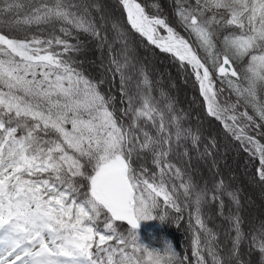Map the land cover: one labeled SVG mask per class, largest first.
Here are the masks:
<instances>
[{"label": "snow or ice", "instance_id": "obj_1", "mask_svg": "<svg viewBox=\"0 0 264 264\" xmlns=\"http://www.w3.org/2000/svg\"><path fill=\"white\" fill-rule=\"evenodd\" d=\"M117 2L123 22L88 0H0V22L23 33L0 31V264H248L245 242L264 260V221L245 232L238 190L191 174L193 153L216 167L215 140L201 151L199 128L154 94L128 47L131 32L190 71L206 115L258 161L264 184V0H172L187 35L156 2L152 12ZM80 33L107 53L99 79L77 58ZM109 76L119 108L101 91ZM185 158V168L175 162ZM209 205L228 226L226 250ZM186 210L190 256L140 243L142 222L179 225Z\"/></svg>", "mask_w": 264, "mask_h": 264}, {"label": "trees", "instance_id": "obj_2", "mask_svg": "<svg viewBox=\"0 0 264 264\" xmlns=\"http://www.w3.org/2000/svg\"><path fill=\"white\" fill-rule=\"evenodd\" d=\"M96 1L102 6L103 10L106 12V15L110 16L117 22H123V14L117 0ZM153 2H156L160 5L161 12L168 19V22L176 27L178 31L183 32L175 16V10L172 0H141V3L148 6L150 12L153 11V9L151 8V4ZM125 27H127L126 24ZM0 31H4L9 35H15L18 37L23 35V33L21 32L9 30L7 26L3 25L2 22H0ZM32 31L35 32V28H33ZM78 35L80 41L83 42L81 44V50L82 48L85 49L96 45V42L88 36L82 33ZM113 36L114 33L111 31L109 26L108 37L110 41L113 39ZM128 44L133 52V61L137 64L138 67L141 66V68H144L147 71L149 78L153 81L154 94H158L161 90L166 93L175 104L177 110L183 112L184 114H187V116L189 117V120L186 121V124L190 123L193 129L199 128L200 133L203 137L201 142V151L206 145H208L207 140L214 139L216 148L220 152L222 151V154H227L230 158L231 162L229 163H231L235 167L236 171L241 170V174L239 172V175H242L246 180V182L243 181V183L241 184L245 185V190L249 187L254 188V190H257L258 194L261 195L262 198H264V184L259 183L256 179V168L258 166V161L253 160L248 155V153L242 149L240 143L233 139V137H231L225 130H223L218 121L206 115L203 101L199 95L198 86L195 84L190 71L188 73L184 72L178 66V63L175 62L169 54H164L158 49L151 47L147 44L146 41H142V39L134 33L129 32ZM114 47L117 50L120 49V47L118 46L114 45ZM86 55V53L84 54V52L81 51L77 57L79 61H82V67L85 73L93 79L101 78V74L98 73L97 69H95L94 67L91 68L87 63L84 62V56ZM101 55L102 60L106 63L108 59L106 51L102 52ZM143 59H146L150 62L146 66L144 64L142 66V64L140 65L139 62L144 61ZM165 72L167 75L165 74ZM168 75L172 76V80L174 81L173 89H171L170 87V81L166 79ZM101 91L105 92L106 94L111 93L112 95L116 96V107L119 108L120 102L118 78L113 80L109 76L108 82L104 84ZM227 95L228 93L226 91L224 93V96L227 97ZM196 117H199V119H196ZM192 155L193 159L191 161L190 171L198 184L203 185L205 182H207L208 186L211 187L214 179L217 177H222L226 184L228 178V164L226 165L225 169H221V174L214 176L207 174L206 171L204 172V169H202L200 166V160L196 158L195 153H193ZM175 162L182 168L187 167L186 158L182 160H176ZM227 185H229L230 187L231 185L233 186V184L230 183H227ZM231 188L235 189L234 186ZM239 197L241 200L240 194ZM241 204L242 215L245 222L244 230L245 232H247L249 226L255 224L252 222V217H250L248 207H246L245 203H243L242 201ZM169 211L171 212V210ZM204 212L206 219L209 216L211 217V219H207L208 226L217 232L218 239L221 245L225 246L226 250L227 247H230V243L228 242L229 238L225 233V229L228 227L227 224L216 215V209L214 206H205ZM171 215L174 217L176 214L173 212L171 213ZM183 216L184 219L179 223V225L173 223L170 219L167 223H161L160 228L157 231H154L152 235H150L143 229L137 230L140 237V243L146 245L151 250L162 249L163 243L168 242L172 244L173 248L177 252H179L181 256L185 254H188L190 256L191 237L188 226L189 213L187 210L184 212ZM241 252L244 254V259L248 262V264H264V260L261 259L259 253L255 250L250 249L247 242L242 245Z\"/></svg>", "mask_w": 264, "mask_h": 264}, {"label": "rangeland", "instance_id": "obj_3", "mask_svg": "<svg viewBox=\"0 0 264 264\" xmlns=\"http://www.w3.org/2000/svg\"><path fill=\"white\" fill-rule=\"evenodd\" d=\"M89 3H97V1L96 0H89ZM104 13L106 14L105 11H104ZM181 34L187 35V33H185L184 31L181 32ZM115 46H118L120 48L122 47V45H120V44H115ZM128 47H129V51L131 54V58L134 59L133 52H132L129 44H128ZM81 51H83L84 54L85 53L87 54L86 56H84V62L87 63L88 66H90L91 68L94 67L95 69H97L98 73H100L101 77H103L105 75V73H104L103 69L100 67L101 61H102V55H101L102 52L97 48V45H94L93 47L91 46V47H88L85 49L82 48ZM149 62L150 61L145 59L144 61H140L139 64L140 65L142 64V66L144 64L146 66ZM165 74H166V72H165ZM166 79L170 81V87H171V89H173L174 88V86H173L174 81L172 80V76L168 75ZM217 86H219V82H217ZM231 99L235 100V97L232 96ZM222 100H223V98H222ZM249 111L251 112V110H249ZM253 133L256 134L255 132H253ZM261 137L264 138V136H261ZM207 141H209V140H207ZM212 152L214 154L216 167L215 168L212 167L213 157H209L206 161L200 160V162H201L200 166L202 169H204V172L206 171L207 174L217 176V175L221 174V169L222 170L225 169L226 165L228 164L229 165V166H227L228 178H227L226 184L227 183L233 184L235 189L239 191V194L241 196V201L243 203H245L246 207H248L250 217H252V222L255 225H258L261 221H264V202H263L264 198H262L261 195L258 194V191L254 190V188L249 187L248 189L245 190V185H241V184L243 183V181L246 182V180L243 178L242 175H239V172L241 174V170L236 171L235 167L231 163H229V162H231V160L227 154H225V155L222 154V151L220 152L216 147L212 149ZM238 182L240 183V185ZM233 186L231 185V187H233ZM160 224H161V222H158V220H152V221L142 222L141 226L144 228V230L147 233L152 235L154 231H157L160 228ZM153 241H154V238H153Z\"/></svg>", "mask_w": 264, "mask_h": 264}, {"label": "bare ground", "instance_id": "obj_4", "mask_svg": "<svg viewBox=\"0 0 264 264\" xmlns=\"http://www.w3.org/2000/svg\"><path fill=\"white\" fill-rule=\"evenodd\" d=\"M250 134H252V135H256V134H254V133H250ZM260 137V136H259ZM259 137L257 136V139H259ZM262 143H264V140L262 139V140H260Z\"/></svg>", "mask_w": 264, "mask_h": 264}, {"label": "water", "instance_id": "obj_5", "mask_svg": "<svg viewBox=\"0 0 264 264\" xmlns=\"http://www.w3.org/2000/svg\"><path fill=\"white\" fill-rule=\"evenodd\" d=\"M152 47H154V46H152ZM155 48V47H154ZM167 54V53H166ZM259 137V136H258ZM259 140H262V138L261 137H259ZM264 140V139H263ZM139 228H140V226H139Z\"/></svg>", "mask_w": 264, "mask_h": 264}]
</instances>
